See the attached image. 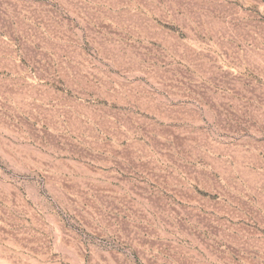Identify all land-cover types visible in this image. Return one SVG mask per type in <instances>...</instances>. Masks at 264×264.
I'll return each mask as SVG.
<instances>
[{
    "label": "rangeland",
    "instance_id": "obj_1",
    "mask_svg": "<svg viewBox=\"0 0 264 264\" xmlns=\"http://www.w3.org/2000/svg\"><path fill=\"white\" fill-rule=\"evenodd\" d=\"M0 264H264V0H0Z\"/></svg>",
    "mask_w": 264,
    "mask_h": 264
}]
</instances>
